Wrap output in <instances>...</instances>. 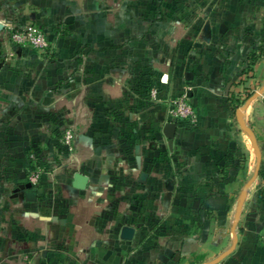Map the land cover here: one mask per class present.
I'll return each mask as SVG.
<instances>
[{"label": "crops", "instance_id": "crops-1", "mask_svg": "<svg viewBox=\"0 0 264 264\" xmlns=\"http://www.w3.org/2000/svg\"><path fill=\"white\" fill-rule=\"evenodd\" d=\"M192 1L203 19L199 38L208 22L211 41L195 44L189 75L161 80L162 98L190 89L196 113L192 126L174 123L173 139L163 135L167 107L128 113L135 129L110 145L102 133L103 110L108 103L126 109L121 92L58 96L36 88L16 92L13 83L0 81V163L26 165L35 157L48 162L55 150L49 129L54 117L74 128L77 146L71 166L54 174L56 188L36 187L34 201L25 199L23 171L11 173L21 187L10 200L4 198L8 190L0 189V264L210 260L226 245L234 221L237 245L218 264H264V174H258L264 165V0ZM75 173L88 178L84 190L72 188ZM204 182L210 185L205 195H211L204 206L214 218L188 220L182 214L197 202L185 197L196 196ZM136 213L180 218L181 229L138 252L135 231L131 240L121 238L122 227L142 226Z\"/></svg>", "mask_w": 264, "mask_h": 264}, {"label": "rangeland", "instance_id": "rangeland-1", "mask_svg": "<svg viewBox=\"0 0 264 264\" xmlns=\"http://www.w3.org/2000/svg\"><path fill=\"white\" fill-rule=\"evenodd\" d=\"M199 8L192 0H0V81L13 83L16 92L36 88L58 96L95 97L121 92L127 108L108 103L103 110L102 133L108 136L110 145L118 142L119 136L127 139L125 136L130 137L135 129V121L128 113L140 115L148 107H167L166 122L192 126L190 121L171 115L187 89L174 98H162L159 91L166 76L174 77L179 72L185 76L191 71L195 44L201 40L199 29L203 19L199 17ZM152 90L157 91L155 98L151 97ZM51 122L49 129L54 142L53 127L63 125V120L54 117ZM155 140L150 136L149 144L154 145ZM261 151L264 154V147ZM55 155L56 150L48 157L49 161ZM40 161L39 165L34 160L26 165L0 163V189L8 190L9 195L4 197L7 201L11 191L21 187L19 179L11 173L23 171L22 180L31 183L32 173L47 165L46 159ZM219 168L223 175L227 167L224 164ZM55 183L44 177L32 186L49 191L56 188ZM208 186L204 182L196 196L185 197L197 202L195 210L182 214L186 219L214 218L213 212L204 206L206 198L211 197L205 195L204 188ZM136 214L142 216V226L122 229L130 228L139 236L138 252L159 245L163 237L172 236L179 228L180 218L163 221L160 216ZM239 229L234 230L236 236ZM232 242L233 236L229 235L224 248L214 251L213 259L191 257L181 264H207L227 251ZM126 253L129 259L128 249Z\"/></svg>", "mask_w": 264, "mask_h": 264}, {"label": "built area", "instance_id": "built-area-1", "mask_svg": "<svg viewBox=\"0 0 264 264\" xmlns=\"http://www.w3.org/2000/svg\"><path fill=\"white\" fill-rule=\"evenodd\" d=\"M188 92H190V89L187 90V93L185 92L179 97L177 108L171 115L179 120L186 119L187 121H190L189 123L195 124L196 113L191 105ZM156 94V90L151 91L152 98H155ZM53 130L55 138L54 149L56 150V155L52 161L47 162L49 164L48 171L38 169L35 173H32L30 177L32 185L39 184L40 178L44 177L53 180L54 174H56L60 169H68L76 157L77 146L75 143L74 128L71 125H61L59 123L54 125ZM260 242L264 245V235L260 237Z\"/></svg>", "mask_w": 264, "mask_h": 264}, {"label": "water", "instance_id": "water-1", "mask_svg": "<svg viewBox=\"0 0 264 264\" xmlns=\"http://www.w3.org/2000/svg\"><path fill=\"white\" fill-rule=\"evenodd\" d=\"M201 41L204 43H209L211 41V29H210V25L208 22H206L203 26V29L201 31ZM238 120L240 121V113H238L237 115ZM175 130H176V125L174 123H167L164 128H163V135L165 136V138L167 139H173L174 134H175ZM88 183V178L80 173H75L73 176V181H72V188L76 189V190H84L87 186ZM24 196L26 201H34L36 198V194H37V190L36 188H34L32 186L31 183L27 182L24 185ZM235 222L233 224V227L231 229V233L233 236V242L231 247L225 251L224 253H222L221 255H219L216 259H214L213 261L207 263V264H217L219 263L221 260H223L225 257H227L228 255H230L232 252H234L235 247L237 245V236L235 234ZM133 237V230L130 228H123L121 231V238L125 239V240H131Z\"/></svg>", "mask_w": 264, "mask_h": 264}, {"label": "trees", "instance_id": "trees-1", "mask_svg": "<svg viewBox=\"0 0 264 264\" xmlns=\"http://www.w3.org/2000/svg\"><path fill=\"white\" fill-rule=\"evenodd\" d=\"M247 99H249V97H247L245 100H247ZM239 106V105H238ZM236 108H238V107H236ZM34 160V162H37L38 163V165L41 163V159L39 158V157H35L34 159H31L30 160V162L31 161H33ZM43 162V161H42ZM47 163V162H46ZM44 164V163H43ZM48 163H47V165H46V167H45V164H44V167L42 168V169H48ZM34 168H35V166H34ZM36 170V169H35ZM258 174L259 175H261V174H264V165L263 164H261V166H260V168H259V171H258Z\"/></svg>", "mask_w": 264, "mask_h": 264}]
</instances>
